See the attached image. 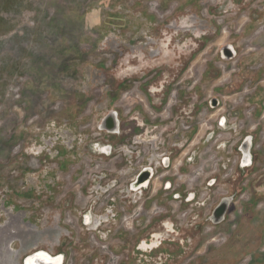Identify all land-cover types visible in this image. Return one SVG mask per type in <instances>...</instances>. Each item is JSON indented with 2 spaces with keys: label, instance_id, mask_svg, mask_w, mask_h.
Wrapping results in <instances>:
<instances>
[{
  "label": "rangeland",
  "instance_id": "obj_1",
  "mask_svg": "<svg viewBox=\"0 0 264 264\" xmlns=\"http://www.w3.org/2000/svg\"><path fill=\"white\" fill-rule=\"evenodd\" d=\"M39 250L264 264V0H0V264Z\"/></svg>",
  "mask_w": 264,
  "mask_h": 264
},
{
  "label": "flooded vegetation",
  "instance_id": "obj_2",
  "mask_svg": "<svg viewBox=\"0 0 264 264\" xmlns=\"http://www.w3.org/2000/svg\"><path fill=\"white\" fill-rule=\"evenodd\" d=\"M231 48H232V51L235 53L234 48L233 47H231ZM115 128L117 129V127H115ZM97 147L100 150H104L105 149L104 147L99 146V145H97ZM242 151L244 152L243 162H242L243 166H245V165L248 166L251 159H250V155L248 154L249 152L247 150V146H244ZM167 162H168V160H167ZM145 174H146V177L141 181L143 183H140L139 180L136 181L133 184L132 190L146 189L148 187V185H149V183L151 181V178L154 176V172H153L152 169H150V170L146 171ZM163 188L164 189H168V190L171 189L172 188L171 187V183L169 181L165 182L164 185H163ZM182 194H183L182 190H177L175 188V189H173V195H171L170 197L172 199H180V198H182V201L185 202V203H189V202L193 201L194 193H192L191 191L190 192L187 191L185 194H183V195ZM228 198H230V197H228ZM230 202H231V198H230ZM230 202H229V204L227 206V209H226V211L224 213V217H223L222 221L226 217L227 210H228V207L230 205ZM84 220H85L86 223L89 222V220H90L89 214L85 215ZM147 248H148L147 243L145 241H143L142 244H141V249L143 251H145V250H147ZM60 254L62 255L61 258L63 257L61 259L62 262L60 261V258H56L55 255H52V254H50L49 252H47L45 250H39L37 253H32L31 255L26 256L27 257L26 259L23 258L21 260V264H23L22 262H24V264H63L64 254L63 253H60ZM14 257H15V255H14Z\"/></svg>",
  "mask_w": 264,
  "mask_h": 264
},
{
  "label": "water",
  "instance_id": "obj_3",
  "mask_svg": "<svg viewBox=\"0 0 264 264\" xmlns=\"http://www.w3.org/2000/svg\"><path fill=\"white\" fill-rule=\"evenodd\" d=\"M227 54H230V55H233L234 52L232 51V48H227L226 51H225ZM217 105V100H211L210 101V106L211 107H215ZM100 127L102 129H106L110 132H114V131H117L118 129V120L116 118V115L115 113H111L109 115H107L103 121H102V124L100 125ZM117 127V129L115 128ZM250 141H247L245 140V146H247V150L249 152V145H250ZM250 155V153H248ZM146 172V171H145ZM145 172H142L140 174V176H138V180L141 182L145 177H146V174ZM230 202V198L228 197H225L223 198L219 204H217V206L214 208L213 212H212V215H211V221L213 223H219L222 221L223 217H224V213L227 209V206ZM58 258V257H57Z\"/></svg>",
  "mask_w": 264,
  "mask_h": 264
},
{
  "label": "built area",
  "instance_id": "obj_4",
  "mask_svg": "<svg viewBox=\"0 0 264 264\" xmlns=\"http://www.w3.org/2000/svg\"><path fill=\"white\" fill-rule=\"evenodd\" d=\"M8 250L14 252V255H16V254H15L16 252H15L14 250H11L10 248H8ZM37 252H38V251H36L35 253H37ZM61 256H62L61 254H57V255H55V257H56V258H57V257L60 258V261L62 262V260H61V259H62ZM12 257H13V256H12ZM24 258L26 259L27 257L25 256ZM25 259H24V260H25ZM22 263L24 264V262H22ZM16 264H21V262H16Z\"/></svg>",
  "mask_w": 264,
  "mask_h": 264
},
{
  "label": "crops",
  "instance_id": "obj_5",
  "mask_svg": "<svg viewBox=\"0 0 264 264\" xmlns=\"http://www.w3.org/2000/svg\"><path fill=\"white\" fill-rule=\"evenodd\" d=\"M35 204L38 205V202L37 203L35 202Z\"/></svg>",
  "mask_w": 264,
  "mask_h": 264
}]
</instances>
